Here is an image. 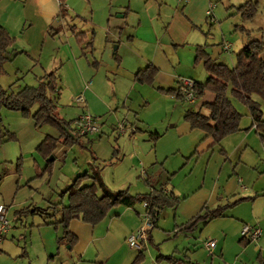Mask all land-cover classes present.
I'll return each mask as SVG.
<instances>
[{
    "label": "rangeland",
    "instance_id": "obj_1",
    "mask_svg": "<svg viewBox=\"0 0 264 264\" xmlns=\"http://www.w3.org/2000/svg\"><path fill=\"white\" fill-rule=\"evenodd\" d=\"M108 1L67 0L68 5L75 7L81 15H85L88 19H90L91 9L95 10V16L98 14L97 18L95 17L98 25L93 26V42L100 51L103 48L97 44L99 37L100 43L104 41L106 18H108L105 15L104 7ZM113 1L115 0H111V2ZM225 1L227 2V0H215V4L218 2L225 3ZM240 1L230 0L236 4ZM141 2L142 0H131L130 5L137 9H134L136 10L135 13L129 11L126 17H123L124 28L120 34L123 44L115 49L117 43H111L109 48V52L116 50L117 54L122 55L120 68H114L115 60L112 56H109L108 66L98 65L100 52L98 54V50H96L95 58L89 57V64L86 63L87 67L91 69L90 71H83L81 74L80 68L77 69L76 64L70 62L67 71H63L62 75H60L59 70L56 71L57 91L52 93L51 97L55 101L59 116L72 122L82 112H88L94 117L98 130L93 134L81 136L79 143H74L71 146L57 142L53 153L49 155L52 162L47 171L42 172L39 176L36 174V164L43 168L46 162V159L36 150V146L46 134L56 136L57 129L50 124L34 125L30 116H22L18 111L6 108L0 110L1 127L14 132L15 138L10 141L18 140L19 142L16 143L21 145V151L19 150L14 158L17 148L11 144L8 147L0 144V204L6 205L25 200L40 206L45 204L47 200L56 203L60 200V191L71 182L74 176L85 171L91 173L95 166L100 168L102 181L109 189H127L131 194L146 192L150 190L151 186L159 187L162 185L169 188L172 184H175L179 192L185 194L193 188H198L204 176L210 186L213 180H216L218 167L223 161V157L218 151L219 146H214L213 150L199 152L198 145L201 142L202 131L190 130L187 122L182 118L185 109H197L200 102L207 98L206 94L209 92L205 96L194 99L193 102H188L160 92L153 82L152 84L134 83L129 75V70L136 71L137 68L144 66L141 57L147 53L144 42L149 41L148 35L153 33L158 38L166 36L164 34V16L158 19L154 15L145 16ZM257 5L256 14L247 25L254 28L252 31L253 38H260L264 41V0H257ZM139 19L141 23H139ZM212 24L213 27L206 24L200 29L202 40L207 41V52L211 53L223 37L232 43V50L224 51L219 56L222 58L221 60L232 65L234 52L239 47L243 35L245 36L235 27L236 24H241L239 15H229ZM118 32L117 29L116 36H119ZM129 35L135 38L130 41ZM60 38L64 40L66 37L61 36ZM162 40L168 41V39ZM70 41L71 38L67 40V43L69 44ZM75 42L79 44L76 39ZM81 43L86 44L85 39ZM172 47L174 50L170 54V58L176 67L177 74L181 75L178 78L190 74L188 73L190 68L196 72L202 71L206 75L207 72L202 62L194 60V51L190 44H177ZM7 62L8 60L3 63L0 85L7 90L15 91L17 90L16 84L24 82V75L23 73H16L14 69L6 70L5 64L8 65ZM86 65L84 64L83 67ZM204 74L200 76H205ZM202 78L200 77V79ZM9 85H11V89H8ZM227 94L235 109L241 114L240 129L238 130L249 131L247 153L255 156L262 153L264 155V148L259 147L260 135L250 126L251 119L246 105L234 99L229 93ZM78 95L82 97V101L75 100ZM251 96L264 111V99L255 93ZM35 108L34 105L30 112L34 111ZM201 110L206 109L202 108ZM132 125L135 126L134 133L129 134L127 131L133 127ZM121 127L124 129L123 132L120 131ZM149 132L159 134L155 142L148 137ZM235 132L228 134L226 139L224 138V145L227 146L225 148L228 152H232L230 157L232 164H229L228 161L223 164L221 180L227 179L239 154L240 148L235 151V149H231L232 143L228 144L226 141L230 139L229 135ZM62 146L65 149L58 154ZM21 154L22 156H20ZM8 156L12 158L8 159ZM20 168L25 173L23 175L31 173L28 178L30 180L28 185H25L24 181L18 185ZM247 169L254 177L256 176L254 169L249 167ZM251 180L252 178L244 179L243 184L249 185ZM91 181L92 179L88 178L82 184H88ZM238 191L237 189L236 192ZM229 194L228 198L224 196V199L218 202L222 203L226 199L234 197ZM223 195L226 194L223 193ZM116 208L114 207L112 211ZM253 208V210L264 214V196L256 200ZM238 209L249 211L247 204H241ZM55 216L58 218L59 213H56ZM228 219L227 217H219L207 226H203V222H200L191 232V235L207 238L211 234L212 228H219L220 223L224 224L229 221ZM33 220L38 222L40 220L39 215L34 216ZM28 227L29 223L27 222L23 228ZM172 227L171 207H164L156 231L165 232L167 229L172 230ZM155 228L157 227L152 228V230ZM13 243L10 251L5 249V251L0 252V264H28L26 256L22 253L23 240H19V242L14 240ZM161 247L163 252H167L166 250L171 247V244L163 243ZM149 248L156 249L153 244H150ZM232 251L233 248L227 249L226 252L231 253ZM162 263L167 264L165 261Z\"/></svg>",
    "mask_w": 264,
    "mask_h": 264
},
{
    "label": "crops",
    "instance_id": "obj_2",
    "mask_svg": "<svg viewBox=\"0 0 264 264\" xmlns=\"http://www.w3.org/2000/svg\"><path fill=\"white\" fill-rule=\"evenodd\" d=\"M243 1L241 0L237 4L230 2V0L225 1V3L218 2L212 7L211 15L207 16L206 10L209 0H142L145 16L154 15L157 19L164 16L165 19L164 34L166 36L158 38L153 33L148 35L149 41L144 42L147 53L141 57L144 66L150 63L157 68L153 84L160 87L176 86L177 79L181 75L177 74L176 67H174L170 58V54L174 50L172 46L184 43L190 44L194 55L197 45H204L206 49L207 41L202 40L200 29L206 24L213 27L212 23L229 15H235L234 9L230 7H234ZM130 4L131 0H115L113 2L109 0L106 3L104 12L108 18H106L103 43H100V37L98 39L97 46L103 48L100 51L93 42V26L98 25L96 20L98 14L95 16L94 9H91L90 19H88L85 15H81L75 7L68 5L67 0L63 2L64 12H60L59 0H0V25L15 37L13 48L16 50V53L8 60V65L5 64V68L6 70L9 68L14 69L16 73H23L24 75V82L17 83V89L23 84L36 85L37 77L48 71H53L56 74V71L59 70L60 75H62L63 71H67L69 62L75 63L77 69L80 68L81 74L83 71H90L91 69L87 67L86 63L89 62L90 58H95L97 55L96 50H98V54L100 52L98 65L108 66L109 56H112L115 60L113 63L114 68H120L122 55L117 54L116 50L109 52V48L111 43H117L115 49L123 44V40L120 38L124 28L123 17H126L129 11L135 13L136 10L134 9H137ZM138 15L140 17V14ZM251 21L244 22L245 25L243 23L250 33L249 35H243L242 41L235 52L249 38L254 37L252 36L254 28L247 25ZM139 23H141L140 19ZM72 24H75L79 30L86 31V44L75 42V37L69 30V26ZM117 29L119 30V36L115 35ZM61 36L66 38L62 40ZM70 38L71 41L68 44L67 40H70ZM134 38L130 35L128 37L130 41ZM162 39H168V41ZM224 41L227 40L221 37V40L217 43L218 46L211 53L209 52V55L229 65L225 60H221L222 58L219 56V54L224 53L221 47ZM228 42L231 44L228 51H231L232 43ZM125 44H127V41H125ZM114 52L118 59L115 58ZM234 62L235 60H233L232 65H234ZM84 64L86 67H83ZM134 72L135 70H129V75L132 81L137 83L133 80ZM188 73L190 74L185 76L195 81H204L207 76V73L205 75L202 71L196 72L193 68H190ZM202 74L205 76H200ZM200 77L203 78L200 79ZM206 97L205 99H210V93H207ZM250 126L258 133L254 125L250 123ZM134 127L127 132L129 134L134 133ZM188 128L193 130L189 124ZM248 132L238 130L229 135L230 139L226 140L228 144L232 143L231 149L236 151L240 148V150L229 176H227V179L221 180L223 164L227 161L232 164L230 161L232 152H228L225 148L227 146L224 145L227 137L225 136V139L223 138L219 144L212 145L213 139L204 135L202 131L203 135L200 137L201 142L198 145L199 152L213 150L214 146H219L218 148L222 149L221 151L218 149L223 161L218 167L216 180H213L210 186L204 176L198 188H193L185 194L179 192L175 184H172L169 188L161 185L164 190H171L180 198L171 207L173 227L172 230L167 229L165 232L156 231L162 209L155 226L152 227L157 228L153 230L148 228L149 237L140 249L129 247L125 242V238L142 224L145 213L143 204H135L132 207L121 204L113 206L107 215L95 224L73 218L68 223V230L74 235V242L71 245L62 242L57 246L56 236L60 233V227L55 229L51 224L45 223L43 214L18 212L20 208L29 204L45 208L51 202L47 200L45 204L40 206L37 203L34 204L29 200H25L6 204L7 217L11 222V227L0 242V252L5 251V249L10 251L11 245H14V240L18 242L23 240L22 253L26 256L28 264H130L139 250H142L144 255L139 264H164L163 261L171 264L167 259L161 257L168 255L184 262L188 261L196 264H264V214L253 210L256 200L264 196V155L262 153L255 156L247 153L249 147L247 142ZM260 138L259 147L264 148V136H260ZM16 142L19 141L8 140L1 143L6 147L11 144L17 148L14 158L21 146ZM60 148L58 154L65 149L63 146ZM11 158V156H8V159ZM247 167L256 171L255 177ZM23 174L25 173L20 168L18 171V185H21L22 181L25 185L29 184L30 180L28 178L31 173ZM250 178H252L251 183L244 185L243 180ZM237 189L238 192H236ZM223 193L226 195H223ZM228 193L234 197L219 203L218 201H222L224 196L228 198ZM238 197H246V199L233 205L230 209L227 208L224 215L219 217H227L229 221L224 224L220 223L219 228H212V232L207 238H198L191 235L194 229L191 231L177 229L178 224L196 214L203 205L212 208L217 204H224ZM241 204H247L249 211L239 210ZM114 207L117 208L112 211ZM50 211L51 208H48L47 212ZM37 215H39L40 220L34 222L33 217ZM219 217L206 221L203 226H207ZM51 219L54 218H47V220ZM27 222L29 227L25 229L23 227ZM245 224L260 227L261 234L255 240L247 238L248 242L242 245L239 243V239L242 236L241 228ZM209 239H215V245L212 249H207L203 245V241ZM163 243L171 244V247L166 250L167 252H163L161 247ZM150 244H153L156 249L149 248ZM15 246H17L16 243ZM232 248L231 253L226 252L227 249ZM159 255L161 256L156 260L155 258ZM175 264L182 263L177 261Z\"/></svg>",
    "mask_w": 264,
    "mask_h": 264
},
{
    "label": "trees",
    "instance_id": "obj_3",
    "mask_svg": "<svg viewBox=\"0 0 264 264\" xmlns=\"http://www.w3.org/2000/svg\"><path fill=\"white\" fill-rule=\"evenodd\" d=\"M59 2L60 12H64V0H59ZM257 6V0H244L240 4L230 7L239 15L241 22L235 27L245 35H249L250 31L244 27L242 22L253 19L257 12ZM69 30L78 43L84 41L85 31L79 30L75 24L70 25ZM14 42L15 37L0 25V74L3 72V63L16 53L13 48ZM114 55L118 59L115 52ZM194 60L201 61L207 72L204 81L193 80L192 90L195 99L202 97L206 92L210 93L211 98L202 100L197 109L188 108L184 110L182 118L189 124L190 128L200 129L204 135L210 136L213 139L212 145L219 144L225 136L237 131L241 114L232 104L227 94L229 93L234 99L246 105L251 118V125H254L261 137L264 136V111L251 96L255 93L264 99V41L260 38H249L235 52V62L232 66L212 58L204 45L195 47ZM156 72L157 68L149 63L134 72L133 80L141 84H152ZM10 86L8 89H11ZM156 88L164 94L183 99L184 89L178 80L176 86H157ZM56 91V74L53 71H48L37 77L36 85L23 84L15 91L7 90L0 85V110L6 108L18 111L22 116H30L34 125L50 124L57 129L56 136L46 134L36 146L39 154L46 159L43 168L36 164L38 176L50 168L52 158L49 155L53 153L57 142L71 146L74 143H79L82 136L71 125V120L59 116L55 101L51 97V94ZM34 105L36 106L35 110L30 112ZM202 108L206 109V112L202 111ZM158 136L157 132L148 133V137L154 142ZM14 138V132L2 128L0 125V144ZM221 150L219 149V151ZM88 178L92 181L88 184H82ZM59 196V201L51 203L45 208L29 204L18 210L19 213L43 214L45 223L51 224L55 229L60 227V233L56 236L57 246L62 242L69 245L74 242L75 237L68 230V223L73 218L95 224L107 215L113 206L121 204L132 207L135 204H143L144 212L149 217L150 225L148 228L150 229L155 226L161 210L164 207H173L180 199L173 191L164 190L161 186L151 187L146 192L135 194H131L127 189L111 190L103 183L100 168L96 166L91 170V173L85 171L74 176L71 182L60 191ZM244 199L246 197H238L224 204H217L212 208L203 205L196 214L178 224L177 229L191 231L199 222L205 224L208 220L223 216L227 208ZM48 208H51L49 213L47 212ZM56 213H59L58 218L55 216ZM47 218L54 219L47 220ZM149 229L147 237H149ZM247 242V237L241 236L239 239V243L242 245ZM160 256L155 259L158 260ZM161 257L167 259L171 264H175L177 261L182 264H196L181 261L172 255ZM143 258V252L139 250L130 264H139Z\"/></svg>",
    "mask_w": 264,
    "mask_h": 264
},
{
    "label": "built area",
    "instance_id": "obj_4",
    "mask_svg": "<svg viewBox=\"0 0 264 264\" xmlns=\"http://www.w3.org/2000/svg\"><path fill=\"white\" fill-rule=\"evenodd\" d=\"M215 4V0H209V5L206 10L207 16L211 15V9ZM224 51H228L231 48V44L228 41H224L221 44ZM178 81L182 84L184 89L183 99L188 102H193L195 99V94L192 90L193 80L188 77H180ZM76 101H82V97L78 95L75 98ZM72 126L78 131L82 136H87L95 133L98 130L94 117L88 112H82L76 116L72 121ZM120 131L123 132L124 129L121 127ZM143 172V171H142ZM7 217V206L5 204H0V242L2 241L5 234L9 231L11 224ZM150 225L149 217L146 213L143 215L142 224L136 228L134 231L130 232L126 238L125 242L129 247L140 249L144 246V242L147 239V230ZM261 234V229L258 226H252L245 224L241 228V235L246 236L251 240H255ZM203 245L207 249H212L215 245L214 239L204 240Z\"/></svg>",
    "mask_w": 264,
    "mask_h": 264
}]
</instances>
